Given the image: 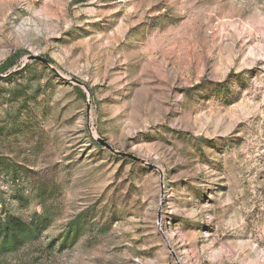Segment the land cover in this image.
Instances as JSON below:
<instances>
[{
  "label": "rangeland",
  "instance_id": "1",
  "mask_svg": "<svg viewBox=\"0 0 264 264\" xmlns=\"http://www.w3.org/2000/svg\"><path fill=\"white\" fill-rule=\"evenodd\" d=\"M11 60L3 264H264V0H0Z\"/></svg>",
  "mask_w": 264,
  "mask_h": 264
},
{
  "label": "trees",
  "instance_id": "2",
  "mask_svg": "<svg viewBox=\"0 0 264 264\" xmlns=\"http://www.w3.org/2000/svg\"><path fill=\"white\" fill-rule=\"evenodd\" d=\"M49 62L52 63L50 60ZM12 65L13 61L11 60L3 66H0V74L6 73ZM26 70H28V64H26L20 72ZM15 76L16 72L8 73L6 80L8 81ZM225 90L226 89L223 91ZM49 223L50 220L44 210L41 215L35 213L30 218H24L13 214H8L3 218L0 217V257L2 258L8 255L16 254L22 248L38 242L41 235L48 228ZM77 225L78 223L75 222L67 227V237L77 228ZM65 243L66 241L62 242L61 245H64ZM0 264L3 263L0 261Z\"/></svg>",
  "mask_w": 264,
  "mask_h": 264
},
{
  "label": "water",
  "instance_id": "3",
  "mask_svg": "<svg viewBox=\"0 0 264 264\" xmlns=\"http://www.w3.org/2000/svg\"><path fill=\"white\" fill-rule=\"evenodd\" d=\"M32 62H39V63H41V64H43V65H45V66H49V67H51V66H50L51 63H50L46 58H44V57H41V56H34V55H28V56H26V58H25V64L32 63ZM74 82H75L76 84L80 85V86H83V84L80 83V82H78V81H75V80H74ZM94 140L97 142V144H99L100 146H102V147L105 148L106 150H108V151H110V152H112V153L119 154V153H117V152H114V151L110 148V146H109L108 144H106L102 139H100V138H96V139H94ZM120 155L125 156V157H127V158H130V159H132V160H134V161H140L138 158H136V157H134V156H132V155H127V154H120Z\"/></svg>",
  "mask_w": 264,
  "mask_h": 264
}]
</instances>
